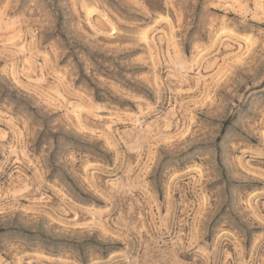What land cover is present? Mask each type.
<instances>
[{
    "label": "rangeland",
    "instance_id": "obj_1",
    "mask_svg": "<svg viewBox=\"0 0 264 264\" xmlns=\"http://www.w3.org/2000/svg\"><path fill=\"white\" fill-rule=\"evenodd\" d=\"M0 264H264V0H0Z\"/></svg>",
    "mask_w": 264,
    "mask_h": 264
}]
</instances>
